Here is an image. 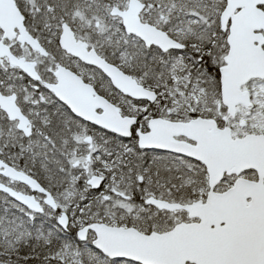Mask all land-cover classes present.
Listing matches in <instances>:
<instances>
[{"label":"snow or ice","instance_id":"obj_1","mask_svg":"<svg viewBox=\"0 0 264 264\" xmlns=\"http://www.w3.org/2000/svg\"><path fill=\"white\" fill-rule=\"evenodd\" d=\"M0 264H264V0H0Z\"/></svg>","mask_w":264,"mask_h":264}]
</instances>
